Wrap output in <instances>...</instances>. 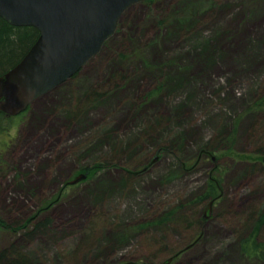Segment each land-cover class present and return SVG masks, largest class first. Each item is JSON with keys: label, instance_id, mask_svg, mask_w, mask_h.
Instances as JSON below:
<instances>
[{"label": "rangeland", "instance_id": "1", "mask_svg": "<svg viewBox=\"0 0 264 264\" xmlns=\"http://www.w3.org/2000/svg\"><path fill=\"white\" fill-rule=\"evenodd\" d=\"M263 96L264 0L133 4L78 73L0 121V253L264 264Z\"/></svg>", "mask_w": 264, "mask_h": 264}, {"label": "water", "instance_id": "2", "mask_svg": "<svg viewBox=\"0 0 264 264\" xmlns=\"http://www.w3.org/2000/svg\"><path fill=\"white\" fill-rule=\"evenodd\" d=\"M140 1L0 0L2 18L40 32L20 61L0 75V111L17 115L78 73L115 33L123 13ZM87 176L88 172L80 173L68 184Z\"/></svg>", "mask_w": 264, "mask_h": 264}, {"label": "trees", "instance_id": "3", "mask_svg": "<svg viewBox=\"0 0 264 264\" xmlns=\"http://www.w3.org/2000/svg\"><path fill=\"white\" fill-rule=\"evenodd\" d=\"M39 33H40L39 30L34 26H31V25H28V26L12 25L0 16V62H1V59H3L6 55H9L11 51L21 52L20 56L21 55L22 56L17 58L15 60V62L8 69L13 67L18 61H20V59L25 55V53L31 47V45L36 41L37 37L39 36ZM25 46H27V47L29 46L28 49H26ZM8 69H5L3 72H0V75L3 74L4 72H6ZM256 103H257V105L264 104V96L261 97L260 100L256 101ZM4 115H6V114L4 112L0 111V121H2V119L4 118ZM259 152H262V151H259ZM263 153H264V151H263ZM216 186L220 187V185L218 183H216ZM215 189H216L215 184L212 183L211 186H209V190L207 192V194H209V198L215 197V195H216L214 193ZM262 222H264V220H262ZM40 226H42L43 228H41ZM32 228L33 229L31 230V233H32V231H34L37 228L38 229L41 228V230L39 232H42V233H49V232L51 233L52 232V225H51L50 219H49V221L48 220L40 221L36 225H34ZM258 228L260 229V226ZM246 242L248 243L251 241L247 240ZM256 249H258L257 254L259 255V257L264 258V246L258 245V247ZM182 252H183V249L174 251L171 256L178 255ZM14 253L15 252H12L10 249L2 251L0 253V260L2 259V257H5L8 259V263H3V264H13V262L11 263L10 261H12L11 257H13ZM9 254H11V255H9ZM25 260L28 261L26 258H25ZM0 264H2V263L0 262Z\"/></svg>", "mask_w": 264, "mask_h": 264}, {"label": "bare ground", "instance_id": "4", "mask_svg": "<svg viewBox=\"0 0 264 264\" xmlns=\"http://www.w3.org/2000/svg\"><path fill=\"white\" fill-rule=\"evenodd\" d=\"M198 224H199V223H198ZM197 226H198V225H197ZM261 226H262V225H261ZM261 226H260V227H261Z\"/></svg>", "mask_w": 264, "mask_h": 264}]
</instances>
